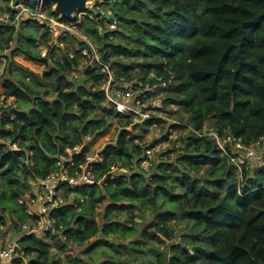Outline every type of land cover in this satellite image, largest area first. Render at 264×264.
Listing matches in <instances>:
<instances>
[{
  "label": "trees",
  "instance_id": "16d2710c",
  "mask_svg": "<svg viewBox=\"0 0 264 264\" xmlns=\"http://www.w3.org/2000/svg\"><path fill=\"white\" fill-rule=\"evenodd\" d=\"M22 4L36 6L31 0H0V11L15 18ZM104 6L85 14L81 24L101 57L126 80H168L160 89L163 106L156 109L173 116L177 110L169 105L183 107L188 117L177 118L178 129L189 125L205 135L181 131L178 155L156 161L147 172L139 162L154 142H144V133L163 126V118L154 114L139 125L108 107L94 61L86 63L81 78H71L79 50L72 56L52 47L42 56L39 46L48 44L50 34L40 19L0 21V53L7 56L0 81L14 102L3 106L1 116L0 226L10 218L18 232L29 220L19 197L30 171L47 176L68 145L103 134L116 117L122 123L116 141L104 147V161L96 163L102 185L65 190L70 201L50 213L67 239L52 232L26 234V258L12 264H52V249L60 256L69 246L68 264H264V164L244 165L240 173L231 152L206 133L233 134L246 145L264 137V0H107ZM115 20L118 30L109 26ZM117 31L119 40L111 38ZM20 54L45 64L43 72L19 63ZM125 55L143 58L140 72L131 74L133 61L124 62ZM8 140H20L21 150L10 149ZM26 152L32 153V170ZM133 158L135 168L110 178L113 164L129 166ZM84 245L74 254V246Z\"/></svg>",
  "mask_w": 264,
  "mask_h": 264
},
{
  "label": "built area",
  "instance_id": "2783aa9c",
  "mask_svg": "<svg viewBox=\"0 0 264 264\" xmlns=\"http://www.w3.org/2000/svg\"><path fill=\"white\" fill-rule=\"evenodd\" d=\"M92 13V12H91ZM85 14L92 16V14L87 11L80 12L72 20L60 17L57 14L49 13L46 3L43 0H38V3L34 8L26 6L24 4L20 5V10L17 12L15 18H12L9 13H1L0 21L7 23H18L20 20L26 17L38 18L47 27L52 39L41 48L42 56H48L49 50L53 47L55 52L59 53V47L65 46V40L72 36L80 40L77 44L76 49L79 50L83 55H88L92 61L95 62L96 66L101 70L102 74L106 77V96L109 98L113 107L118 111L126 115H131L134 118V123L139 124L138 120L145 121L146 119L152 117L154 114L163 118V127L166 124V132L164 136L166 139L159 140L160 142H155L153 145H149L146 148L142 160L139 162L141 168L150 171L151 167L156 161L162 159H168L165 157V153H174L181 146L180 133L181 130L178 129L177 125L182 122L176 119L172 115H169L163 111L156 109L157 106H163L164 98L158 94L161 88L168 86L169 81L163 80L158 77L156 81L151 83H142L144 89V94L140 97L141 107L139 110L134 108L130 102H125L120 98V94L113 90L114 85L118 82L113 74L112 66H108L109 62L105 61L98 50V46L88 39V34L83 32L81 29L82 17ZM24 16V17H23ZM119 22L117 20L109 24L112 29H116ZM113 35V34H112ZM95 42V41H94ZM96 43V42H95ZM72 55V54H70ZM7 64V56L5 52L0 53V77L2 76L5 66ZM118 79L122 77L116 76ZM105 81V80H104ZM110 89L112 91L110 92ZM149 92H156L152 95ZM14 104L13 98H6L3 94V90L0 88V131H1V116L3 113V106H8ZM159 112V113H156ZM14 115H12L13 117ZM189 129H192L199 135L201 134L194 127L187 125ZM214 136L219 147L224 151L229 153L230 158L233 163L236 164L239 170L243 169V166H254L250 164L254 149L257 146L263 148L262 153H264V137H261L255 143L246 145L243 143L240 137H236L233 134H227L222 137L218 135L214 130L206 132ZM163 134V131H162ZM163 136V137H164ZM162 137V138H163ZM94 138L90 135L83 138L82 143L75 145H68L65 150L58 154L54 162L53 170L47 176H34L30 171V177L27 180V186L23 195L19 197V202L25 206V210L29 215V220L24 221L19 226V231L13 232V234L7 238V240H2L0 238V264H12L20 258H26V251L22 246V238L26 234L34 233L38 235H45L48 232L57 234L62 240H66L68 235L64 234L62 231H57L55 228V220L50 218V213L55 208H59L67 204L70 197L65 196V190H74L83 185H102L104 177L99 178L96 173V163L103 162L105 159L104 147L96 150H91L90 147L92 140ZM9 148L12 150H21L20 140L17 141H6ZM162 143V144H159ZM88 144L89 150L84 151L85 145ZM28 157L25 160L26 166L29 170H32L33 160L32 153L26 152ZM137 158H133L129 166L123 165L122 162L115 163L111 166L109 171L110 178H114L120 174L129 173L132 168H135L137 164ZM264 164V154L260 157L259 164L256 167L262 166ZM5 215L9 218L8 213ZM11 227V220L7 224L0 226L2 233L7 231L8 227ZM1 237V236H0ZM70 242L77 245L73 239ZM71 247L66 248V254L71 253Z\"/></svg>",
  "mask_w": 264,
  "mask_h": 264
},
{
  "label": "rangeland",
  "instance_id": "374dc122",
  "mask_svg": "<svg viewBox=\"0 0 264 264\" xmlns=\"http://www.w3.org/2000/svg\"><path fill=\"white\" fill-rule=\"evenodd\" d=\"M31 1H32L33 4L35 3V5L38 3V0H31ZM106 1L107 0H93V3L90 6V9H88L87 12L90 13V14H92V13L93 14H97V12H99V10L100 11H101V9L104 10V8H106L104 6ZM1 13L3 14L4 12H1ZM118 26H119V24H118ZM118 26H117V28H119ZM111 38H115V39L119 40L121 37L119 36V33L117 31V32L113 33V35H111ZM50 39H52L51 36H50ZM50 39H48V42L50 41ZM88 39L93 41L94 46H95L96 43L94 42V40L89 35H88ZM77 44H82V43H80V40H77V39H76V41L73 40L72 36H70V37H68L65 40V46L64 47H59L58 51L61 52V53L64 50L70 51V54H72V56H73L75 54V51L77 50L76 49ZM44 45L45 44H42L41 46H39V48H42ZM57 54H59V53H57ZM81 54L82 53L79 54V59H80L79 60V66L74 67V69L71 72V78H76V79L81 78L82 75L84 74V66L86 65V63H88L89 61L92 62V59L88 55H83V54L81 55ZM122 58L125 60L124 62H127L128 64L129 63L132 64V61H133V68L131 70V74L135 75L138 72H140V70L142 68V66L140 65V62L143 60L142 57H131V56H126L125 55V56H122ZM130 58H132L131 59L132 61L130 60ZM15 59L19 63H21L22 65L27 66L28 68H30V69H32V70H34L36 72H39V73H42L43 70L46 67L45 64L37 62V61H34L30 57H28L26 55H23V54L15 56ZM110 64L111 63H109L108 66H110ZM125 68L126 67H125V65L123 63L121 70H125ZM112 71H113L114 75L119 76L115 69H112ZM116 76H114V77H115V79L118 82L114 85L113 90L116 91L118 94H120V98L123 101L130 102L134 108L139 110L140 107L142 106L141 103H140V101H141L140 97L144 94V89H143V86L141 85V79L136 77L137 79H135L133 81H129V80H126L125 77H122L121 79H118ZM101 80L103 81V83L101 84L100 88L104 92H106V77H105V75H102ZM0 88L3 90L1 81H0ZM111 91H112V89H110V92ZM161 93H162L161 90H159L158 94L160 95ZM106 95H107V93L105 94V96ZM107 97L108 96H106V98ZM105 103H106V105H108V107H110V108L113 107V105H112V103H111L109 98L107 99V101H105ZM168 108H170L171 110H177V113H176L177 115H173V117H175L176 119L180 118L179 116L188 117L187 112L184 110L183 107H181L179 105H169ZM156 113H159V112H156ZM138 121L140 122L139 125L144 122L142 120H138ZM211 122H212V120H209L206 123V127L207 128L210 126ZM139 125L137 126V129L142 130ZM167 126H169V125L166 124L165 127H163V129H161L162 126H160L158 124H154L152 127L149 128V130L147 132L144 133L143 141L146 142L147 144H151L153 142L155 143L157 141L160 142L159 140L163 139L162 137L164 136V133L166 132ZM121 128H122V123L120 122L119 118L116 117L114 119V121L111 122V125L109 126V128L103 134L95 137L92 140V143H91L90 147H93V148H91V150H96V149H99V148L101 149V148L105 147L108 143L116 141V138H117L118 133L121 130ZM162 131H163V134H162ZM181 131L183 132V134H185L186 132H188V128H182ZM198 132L203 134V132H201L199 130H198ZM159 144H162V143H159ZM178 151H180V150L179 149L175 150V152L173 154L170 153V154H167V155L165 153V157L164 158H166V157H169V159L175 158L178 155ZM262 151H263V148L261 146H257L254 149L253 153H255V156H252L251 160H250V162H251L250 164L254 165L253 168L258 166L260 157L264 154V153H262ZM229 159L232 162L231 158H229ZM239 172L241 173L242 170H239ZM136 211H138V210H136ZM154 219L156 220V218H154ZM149 220H150V218H147L144 221L147 222ZM171 224H172V226H174L176 228L175 223H171ZM8 226L9 225H7V227ZM12 227L13 226H12V222H11V227H8L7 231H4L2 233V235H1V237H0L2 240H7V238L9 236H11V234H13V232H15L14 230H13V232L11 231ZM176 230H177V228H176ZM178 231H179L178 232V235H179L181 230L178 229ZM177 239H178V237H177ZM85 247H86V245H84V246H74L72 249H73L74 254L79 255L83 250H85ZM52 254H53L54 259H55V261H53L52 264H68L67 263V258H64L66 253H61V255L59 256L58 255L59 252L57 251V249L53 248L52 249ZM76 255H74V256H76ZM145 256H147V254ZM22 264H27V259ZM135 264H137V263H135Z\"/></svg>",
  "mask_w": 264,
  "mask_h": 264
},
{
  "label": "water",
  "instance_id": "95a60500",
  "mask_svg": "<svg viewBox=\"0 0 264 264\" xmlns=\"http://www.w3.org/2000/svg\"><path fill=\"white\" fill-rule=\"evenodd\" d=\"M43 2L52 6L54 14L72 20L80 12L90 9L93 0H43Z\"/></svg>",
  "mask_w": 264,
  "mask_h": 264
},
{
  "label": "crops",
  "instance_id": "0c3cea01",
  "mask_svg": "<svg viewBox=\"0 0 264 264\" xmlns=\"http://www.w3.org/2000/svg\"><path fill=\"white\" fill-rule=\"evenodd\" d=\"M0 13H1V11H0Z\"/></svg>",
  "mask_w": 264,
  "mask_h": 264
}]
</instances>
